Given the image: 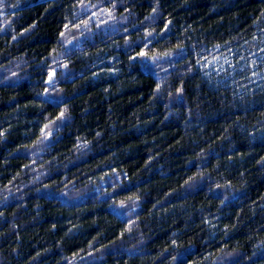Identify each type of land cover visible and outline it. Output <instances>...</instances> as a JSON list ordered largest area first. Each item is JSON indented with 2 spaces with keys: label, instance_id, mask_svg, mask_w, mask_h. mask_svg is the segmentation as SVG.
Listing matches in <instances>:
<instances>
[{
  "label": "trees",
  "instance_id": "1",
  "mask_svg": "<svg viewBox=\"0 0 264 264\" xmlns=\"http://www.w3.org/2000/svg\"><path fill=\"white\" fill-rule=\"evenodd\" d=\"M0 264H264V0H0Z\"/></svg>",
  "mask_w": 264,
  "mask_h": 264
}]
</instances>
